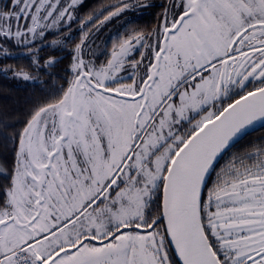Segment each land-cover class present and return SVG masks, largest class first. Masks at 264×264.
<instances>
[{
  "label": "snow or ice",
  "instance_id": "snow-or-ice-1",
  "mask_svg": "<svg viewBox=\"0 0 264 264\" xmlns=\"http://www.w3.org/2000/svg\"><path fill=\"white\" fill-rule=\"evenodd\" d=\"M79 2L6 0L0 37H43ZM173 7L155 46L125 39L100 68L77 56L67 88L33 111L0 202V264H264V145L202 198L217 158L264 128V0ZM136 45L143 75L121 83Z\"/></svg>",
  "mask_w": 264,
  "mask_h": 264
},
{
  "label": "trees",
  "instance_id": "trees-1",
  "mask_svg": "<svg viewBox=\"0 0 264 264\" xmlns=\"http://www.w3.org/2000/svg\"><path fill=\"white\" fill-rule=\"evenodd\" d=\"M126 1H135L142 6L125 13L124 30L148 33L159 22L168 0H85L74 9L71 21L58 29L46 31L43 37L29 44L23 45L4 37L0 40V168L6 173L0 174V202L11 183L19 134L31 114L57 99L67 88L73 76L71 66L75 48L81 42L83 32H91L109 12ZM22 73L33 81L23 80ZM260 145H264V128L259 125L230 145L218 158L214 171L206 180L207 186L222 163L255 153ZM160 199L161 192L155 199V214H160Z\"/></svg>",
  "mask_w": 264,
  "mask_h": 264
},
{
  "label": "rangeland",
  "instance_id": "rangeland-1",
  "mask_svg": "<svg viewBox=\"0 0 264 264\" xmlns=\"http://www.w3.org/2000/svg\"><path fill=\"white\" fill-rule=\"evenodd\" d=\"M84 1L85 0H80L79 3H77L76 5H73L69 9V14L72 17L74 15V9ZM4 2L5 0H0V6H2ZM53 2H57V0H53ZM177 2L178 0H168L166 4L164 5L162 15H161L159 22L153 27V29L149 31L148 33H139L136 31H131L129 29L124 30V27H123L124 25L122 22L125 19H127L126 18L127 13L133 10L135 11L140 6H142V4L141 3L135 4V1H126V3L129 4V7L118 15V16H121L120 19H118L117 16L112 17L111 19L105 21L103 24L98 23L91 32H87L86 30L83 32L84 34L81 36V42L78 44L80 46V51L77 52V47L75 48L72 65L76 62V57L79 56V58L84 60L85 64L89 66H93L95 68H100L106 65L107 61L111 58V53L114 47L118 46L121 41L125 39H129V38H134L138 35H143L144 37V40L141 42L142 44H149V45L155 46L157 44L158 34L162 33L161 25L163 23L164 17L167 16L168 20L170 21L173 14L179 11V9L173 7V5ZM70 3H71V0H58V7L60 6L68 7ZM68 22L69 21L65 18L59 24L54 25L51 28L44 29V32L48 30L58 29L60 26L65 25ZM43 23H51V19H49V21H44ZM14 30H15V25H14ZM38 37L40 36L37 35L35 38H33L31 35H28L24 38L28 42L27 43L21 42V44L23 45L29 44ZM1 39L2 37H0V40ZM13 40L17 42L15 39ZM0 45H2L1 41H0ZM135 47H136V51L132 54L131 57H129L126 60L124 70L119 74L118 78L120 79L121 83H131L130 77L138 80L139 77L143 75V67L141 66L139 72H137L132 69L131 63L133 59L134 60L141 59V56H140L141 52L147 55L149 49L141 47L140 45H136ZM71 70H72V66H71ZM21 76H22V79L25 80L23 78V75ZM28 77L29 79L25 81H33L30 76ZM73 77H74V73H73L72 79ZM232 160H229V159L226 160L224 163H222V165L218 169L215 170L213 178L212 180H210V183L207 186L204 196H203L205 203L207 202L206 198H207L208 191L214 187V182L216 181L217 174L221 173V170L224 169L225 166L229 165V163ZM160 192L161 190L156 193L154 202L150 207V211L153 216H156L155 211H154V204H155V199L158 196V194H160ZM212 210L213 211L215 210L214 207ZM161 229L162 228H160V230Z\"/></svg>",
  "mask_w": 264,
  "mask_h": 264
},
{
  "label": "water",
  "instance_id": "water-1",
  "mask_svg": "<svg viewBox=\"0 0 264 264\" xmlns=\"http://www.w3.org/2000/svg\"><path fill=\"white\" fill-rule=\"evenodd\" d=\"M257 126H259V123H257L255 127H257ZM250 130H251V129H249L248 131H250ZM225 151H226V150H225ZM225 151H224V152H225ZM224 152H223V153H224ZM223 153H222V154H223ZM222 154H221V155H222ZM221 155H220V156H221ZM220 156H219V157H220ZM219 157H218V158H219ZM218 158H217V160H218ZM217 160H216V161H217ZM216 161H215V162H216ZM214 164H215V163H214ZM160 208H161V209H160V214H159V215H162V209H163V195H162V188H161ZM161 222L163 223V226L166 225V221H164L163 219L161 220ZM177 260H178V257H177Z\"/></svg>",
  "mask_w": 264,
  "mask_h": 264
},
{
  "label": "flooded vegetation",
  "instance_id": "flooded-vegetation-1",
  "mask_svg": "<svg viewBox=\"0 0 264 264\" xmlns=\"http://www.w3.org/2000/svg\"><path fill=\"white\" fill-rule=\"evenodd\" d=\"M156 215H159V214H156ZM161 228L164 230V226H163V223H162V222H161ZM162 229H161V230H162ZM163 230H162V231H163Z\"/></svg>",
  "mask_w": 264,
  "mask_h": 264
}]
</instances>
